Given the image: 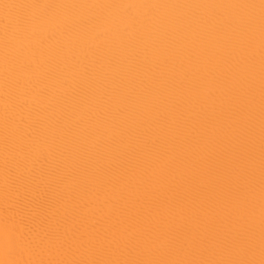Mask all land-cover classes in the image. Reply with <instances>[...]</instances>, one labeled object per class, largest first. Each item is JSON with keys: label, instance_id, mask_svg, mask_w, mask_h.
<instances>
[{"label": "bare ground", "instance_id": "bare-ground-1", "mask_svg": "<svg viewBox=\"0 0 264 264\" xmlns=\"http://www.w3.org/2000/svg\"><path fill=\"white\" fill-rule=\"evenodd\" d=\"M0 264H264V0H0Z\"/></svg>", "mask_w": 264, "mask_h": 264}]
</instances>
